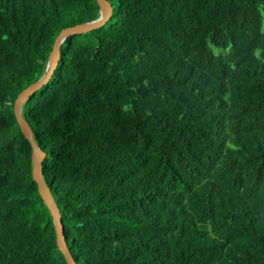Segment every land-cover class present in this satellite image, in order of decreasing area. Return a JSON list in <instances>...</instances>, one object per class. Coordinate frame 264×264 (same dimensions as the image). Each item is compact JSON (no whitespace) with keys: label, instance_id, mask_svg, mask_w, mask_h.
Here are the masks:
<instances>
[{"label":"trees","instance_id":"16d2710c","mask_svg":"<svg viewBox=\"0 0 264 264\" xmlns=\"http://www.w3.org/2000/svg\"><path fill=\"white\" fill-rule=\"evenodd\" d=\"M21 106L74 264H264V0H106ZM95 0H0V264H65L16 96Z\"/></svg>","mask_w":264,"mask_h":264},{"label":"water","instance_id":"95a60500","mask_svg":"<svg viewBox=\"0 0 264 264\" xmlns=\"http://www.w3.org/2000/svg\"><path fill=\"white\" fill-rule=\"evenodd\" d=\"M95 3L98 7V12H99L98 18L86 24L64 28L58 33V35L55 37L53 41L52 48L49 53L48 60L42 76L36 82L24 88L22 91H20V93L16 96L12 107L13 115L16 124L19 128V131L24 137V139H26L30 145L31 178L33 182L36 184L37 192L51 216L52 223L54 226V232H55L56 248L62 255L65 264H74V262L68 250L66 249V243L62 234L60 216L57 207L42 178L41 163L44 159L45 154L38 146L35 145L30 128L22 118L20 110L23 102L28 97H30L36 90L42 87L52 75L58 62L59 47L62 41L69 35L82 34L90 30L97 29L108 20L111 14V7L109 3L106 0H95Z\"/></svg>","mask_w":264,"mask_h":264}]
</instances>
